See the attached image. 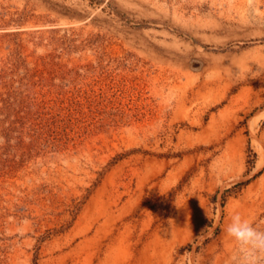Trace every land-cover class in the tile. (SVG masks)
Instances as JSON below:
<instances>
[{
  "label": "rangeland",
  "instance_id": "rangeland-1",
  "mask_svg": "<svg viewBox=\"0 0 264 264\" xmlns=\"http://www.w3.org/2000/svg\"><path fill=\"white\" fill-rule=\"evenodd\" d=\"M264 231V0H0V264H235Z\"/></svg>",
  "mask_w": 264,
  "mask_h": 264
},
{
  "label": "clouds",
  "instance_id": "clouds-1",
  "mask_svg": "<svg viewBox=\"0 0 264 264\" xmlns=\"http://www.w3.org/2000/svg\"><path fill=\"white\" fill-rule=\"evenodd\" d=\"M224 231L236 242L237 254L231 257L235 264H264V231L239 213L231 216Z\"/></svg>",
  "mask_w": 264,
  "mask_h": 264
}]
</instances>
